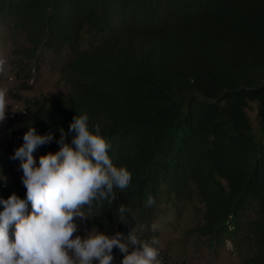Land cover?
<instances>
[{"label": "trees", "instance_id": "trees-1", "mask_svg": "<svg viewBox=\"0 0 264 264\" xmlns=\"http://www.w3.org/2000/svg\"><path fill=\"white\" fill-rule=\"evenodd\" d=\"M5 39L10 71L51 60L60 90L0 128V264H42L59 209L100 238L85 264H185L169 244L194 198L183 238L242 232L264 264V0H0Z\"/></svg>", "mask_w": 264, "mask_h": 264}, {"label": "rangeland", "instance_id": "rangeland-1", "mask_svg": "<svg viewBox=\"0 0 264 264\" xmlns=\"http://www.w3.org/2000/svg\"><path fill=\"white\" fill-rule=\"evenodd\" d=\"M9 40H0V128L4 125L10 114L22 107L19 100L27 97L51 96L55 95L60 90L58 84V74L54 67V62L51 60L45 61L40 65V68L34 72L26 80L22 81L23 71L16 74L10 67L3 64V61L8 62L11 58L10 47L12 44L15 47L22 48L23 44L19 38L11 43ZM42 56V60L45 57ZM49 59V58H48ZM26 81V82H24ZM22 85H29L31 90L23 91ZM247 117L251 124L252 132L255 136L260 135V131L256 120L255 103H250L246 110ZM99 171H95L98 174ZM69 208V206H65ZM184 212L181 220L177 223L176 230L171 233L170 244L167 238L161 241V245H170L172 259L174 261H185V264H245L244 262L250 256L251 242L242 232L237 233L230 238L225 244L217 247L208 239L202 240L199 246L196 245V240L188 242V238H183L184 233L191 229L202 217L203 210L199 201L196 198L188 203H184ZM68 215L67 210L59 209L57 215L51 218L48 228L44 231L43 236L38 240L36 250L42 264H85L93 252L99 247L100 238L93 232H87L78 236L82 226L79 220L73 222L71 218L65 224V219Z\"/></svg>", "mask_w": 264, "mask_h": 264}]
</instances>
